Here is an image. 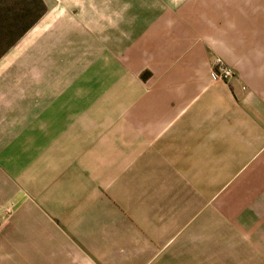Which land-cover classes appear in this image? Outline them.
<instances>
[{
	"label": "crops",
	"instance_id": "crops-1",
	"mask_svg": "<svg viewBox=\"0 0 264 264\" xmlns=\"http://www.w3.org/2000/svg\"><path fill=\"white\" fill-rule=\"evenodd\" d=\"M40 1L0 57V264H264V0Z\"/></svg>",
	"mask_w": 264,
	"mask_h": 264
},
{
	"label": "rangeland",
	"instance_id": "rangeland-1",
	"mask_svg": "<svg viewBox=\"0 0 264 264\" xmlns=\"http://www.w3.org/2000/svg\"><path fill=\"white\" fill-rule=\"evenodd\" d=\"M44 9L40 0H0V57L5 56L10 48L21 42L24 35L23 23L24 25L31 23L33 26ZM13 40H15L14 44L8 48L7 45H10ZM261 260L262 258L256 257L257 264Z\"/></svg>",
	"mask_w": 264,
	"mask_h": 264
},
{
	"label": "built area",
	"instance_id": "built-area-1",
	"mask_svg": "<svg viewBox=\"0 0 264 264\" xmlns=\"http://www.w3.org/2000/svg\"><path fill=\"white\" fill-rule=\"evenodd\" d=\"M233 72L230 68L227 67H221L216 70H212L210 73V78L213 82L219 81V82H226L232 77Z\"/></svg>",
	"mask_w": 264,
	"mask_h": 264
},
{
	"label": "trees",
	"instance_id": "trees-1",
	"mask_svg": "<svg viewBox=\"0 0 264 264\" xmlns=\"http://www.w3.org/2000/svg\"><path fill=\"white\" fill-rule=\"evenodd\" d=\"M39 6L41 7L40 4H39ZM25 17H26V13L24 14V18H25ZM30 26H31V23H29V24H27V25H26V24L24 25V23H23L22 32H25ZM14 41H15V40H13L12 42H10V45H7L8 48L14 44Z\"/></svg>",
	"mask_w": 264,
	"mask_h": 264
}]
</instances>
